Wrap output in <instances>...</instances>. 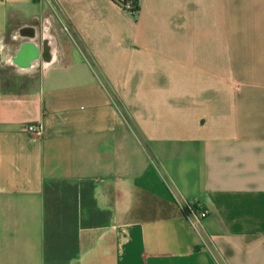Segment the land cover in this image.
Segmentation results:
<instances>
[{
	"label": "crops",
	"instance_id": "1",
	"mask_svg": "<svg viewBox=\"0 0 264 264\" xmlns=\"http://www.w3.org/2000/svg\"><path fill=\"white\" fill-rule=\"evenodd\" d=\"M134 1L0 0V264H264V0Z\"/></svg>",
	"mask_w": 264,
	"mask_h": 264
},
{
	"label": "water",
	"instance_id": "2",
	"mask_svg": "<svg viewBox=\"0 0 264 264\" xmlns=\"http://www.w3.org/2000/svg\"><path fill=\"white\" fill-rule=\"evenodd\" d=\"M40 55L38 45L32 41H25L21 44L14 62L23 67H30L32 62L37 61Z\"/></svg>",
	"mask_w": 264,
	"mask_h": 264
},
{
	"label": "built area",
	"instance_id": "3",
	"mask_svg": "<svg viewBox=\"0 0 264 264\" xmlns=\"http://www.w3.org/2000/svg\"><path fill=\"white\" fill-rule=\"evenodd\" d=\"M126 11L133 15L136 12L135 5L132 1H128ZM26 130L34 135L41 136L43 134L42 124H29L26 126ZM208 211L206 209H199L196 213L198 218H203L207 215Z\"/></svg>",
	"mask_w": 264,
	"mask_h": 264
},
{
	"label": "trees",
	"instance_id": "4",
	"mask_svg": "<svg viewBox=\"0 0 264 264\" xmlns=\"http://www.w3.org/2000/svg\"><path fill=\"white\" fill-rule=\"evenodd\" d=\"M114 2H116L117 4H119L120 6H122L125 10L127 9V3L128 1H132L135 5V9H136V3L134 0H112Z\"/></svg>",
	"mask_w": 264,
	"mask_h": 264
}]
</instances>
